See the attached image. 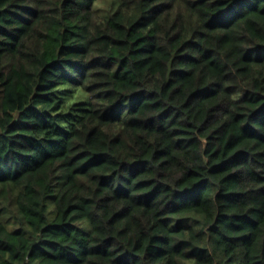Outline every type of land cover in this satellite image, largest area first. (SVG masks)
I'll return each mask as SVG.
<instances>
[{"label": "trees", "instance_id": "1", "mask_svg": "<svg viewBox=\"0 0 264 264\" xmlns=\"http://www.w3.org/2000/svg\"><path fill=\"white\" fill-rule=\"evenodd\" d=\"M0 264H264V0H0Z\"/></svg>", "mask_w": 264, "mask_h": 264}]
</instances>
